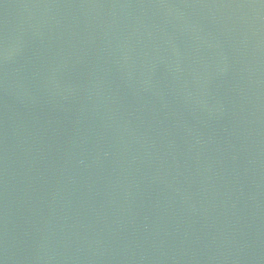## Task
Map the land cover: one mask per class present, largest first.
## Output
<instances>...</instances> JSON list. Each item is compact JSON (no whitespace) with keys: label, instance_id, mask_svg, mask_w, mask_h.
Instances as JSON below:
<instances>
[{"label":"water","instance_id":"1","mask_svg":"<svg viewBox=\"0 0 264 264\" xmlns=\"http://www.w3.org/2000/svg\"><path fill=\"white\" fill-rule=\"evenodd\" d=\"M0 264H264V0H0Z\"/></svg>","mask_w":264,"mask_h":264}]
</instances>
